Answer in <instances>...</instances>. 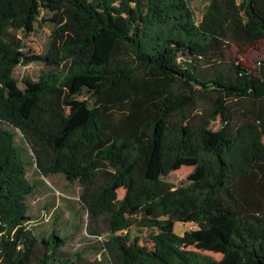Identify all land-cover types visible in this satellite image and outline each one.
<instances>
[{"label": "rangeland", "instance_id": "374dc122", "mask_svg": "<svg viewBox=\"0 0 264 264\" xmlns=\"http://www.w3.org/2000/svg\"><path fill=\"white\" fill-rule=\"evenodd\" d=\"M205 5V0L192 1L197 22ZM69 8L67 3L52 8L44 0H0V43L9 45L7 52L0 49V83L9 92L21 94L41 76L64 72L72 63L73 59H67L55 65L44 59L51 49L58 52L63 43L74 39L72 26L55 32ZM207 47L206 55L196 45L174 39L166 44L163 54L206 81L216 75L233 80V63L255 69L257 60L264 58V39L248 41L229 30L212 38ZM212 51H222V58L217 59ZM98 53L106 60L107 69L133 61L120 41H109ZM109 83L106 75L86 82L72 78L60 102L47 94L29 108L27 116L43 117L49 126L59 114H69L76 104L83 110L92 107L97 92ZM125 89L127 96L105 129L104 143L139 136L144 154L134 173L136 183L145 180L149 163L157 161L159 194L182 190L168 220L170 229L181 236V248L193 253L191 264H264V97L229 99L223 118L215 108V101L223 93L211 90L205 97L195 95L186 106L152 125L164 100L184 94L186 84L166 73L151 77L140 69L125 83ZM0 129L11 134L19 153L23 178L19 192L25 221L36 236L47 240L57 235V249L62 253L78 250L86 259L100 257L105 262L108 256L102 243L87 231L86 206L120 166L121 159H103L97 174L85 181L77 173L51 169L48 152L35 136L27 138L1 119ZM220 135L224 138L228 178L217 196L206 201L197 184L214 172L213 147ZM125 192V186H119L117 198L122 199ZM10 215L1 209V217ZM136 216V225L142 229L141 242L150 246L147 219ZM246 223L256 233L255 242ZM96 225L106 228V217H100Z\"/></svg>", "mask_w": 264, "mask_h": 264}, {"label": "trees", "instance_id": "16d2710c", "mask_svg": "<svg viewBox=\"0 0 264 264\" xmlns=\"http://www.w3.org/2000/svg\"><path fill=\"white\" fill-rule=\"evenodd\" d=\"M52 8L69 4L65 21L56 33L72 26L74 39L63 43L61 50L51 49L44 59L60 65L73 59L64 72H50L28 84L23 93L9 92L0 83V119L18 128L30 138L39 139L48 152L49 167L79 174L85 181L97 174L106 158H120L121 164L87 204L86 228L98 238L107 253L106 263L100 257L89 260L80 251L64 254L57 249L60 239L52 235L39 239L25 221L24 205L19 187L23 181L22 164L10 133L0 129V264H191L193 253L181 248V236L169 225V215L177 208L182 190L159 194L157 172L159 164L151 161L145 180L138 185L135 170L144 150L139 136L105 144L104 132L111 124L118 106L126 98L125 83L140 69L151 77L166 73L181 79L186 92L167 97L157 119V125L170 112L183 108L198 95L211 90L221 91L215 108L226 117V103L238 97H264V58L257 68L234 64V78L227 81L221 75L206 81L188 67L178 65L164 56L166 44L184 39L196 45L206 55L207 43L221 37L225 30L248 41L264 39V0H205L202 19H195L193 0H44ZM56 36V34H55ZM109 41H120L133 57L131 64L107 69L106 60L98 49ZM9 51V45L0 43ZM221 59L222 51H212ZM109 76L110 83L97 92V100L89 109L76 104L69 114H59L47 126L43 117L30 118L29 108L52 95L60 102L65 87L72 78L89 81L97 76ZM38 153V149L35 148ZM215 169L209 179L197 184L206 201L213 200L228 178V162L224 155V138L218 136L213 147ZM40 164V163H39ZM40 167V166H39ZM125 186L122 199L117 188ZM137 214L147 219V235L151 245L141 242L142 229L136 225ZM106 217V228L96 225ZM253 242L257 239L250 223H246Z\"/></svg>", "mask_w": 264, "mask_h": 264}, {"label": "built area", "instance_id": "2783aa9c", "mask_svg": "<svg viewBox=\"0 0 264 264\" xmlns=\"http://www.w3.org/2000/svg\"><path fill=\"white\" fill-rule=\"evenodd\" d=\"M259 64H260V59L257 60V65H259Z\"/></svg>", "mask_w": 264, "mask_h": 264}]
</instances>
